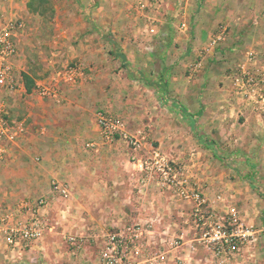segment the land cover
<instances>
[{"label": "crops", "instance_id": "crops-1", "mask_svg": "<svg viewBox=\"0 0 264 264\" xmlns=\"http://www.w3.org/2000/svg\"><path fill=\"white\" fill-rule=\"evenodd\" d=\"M79 1L88 5L91 0ZM193 1L204 5L198 10L196 34V52L203 51V56L196 62H168L167 100L174 105L159 101L169 116L178 118L185 112L190 121L195 119L203 137L169 152V158L183 166L189 184L215 213L224 215L235 208L242 222L254 229L255 242L222 264H264V86H244L239 79L242 72L256 78L264 66V0ZM30 2L0 0V19H19L24 26L21 17ZM23 30L17 33V41L26 38ZM102 49L88 44L80 51L86 58ZM112 52L120 53L116 47ZM84 57L80 61L89 73L76 72L67 83L57 79V100L26 91L21 81L22 96H11L13 101L5 104L12 121L23 125L17 142L4 146L0 180L7 186L5 201L54 198L49 183H64L70 190L69 208L76 213H102L109 230L133 222L150 224L147 245L161 249L168 242L167 264H220L206 251L190 249L194 232L183 217L190 205L153 183L142 189L127 145L101 140L96 114L106 109L122 117L124 104L116 94L122 92L123 99L136 94H125L129 74L111 73L115 64L107 58L92 62ZM18 68L29 75L24 56L16 61ZM133 101L141 102V96ZM91 143L95 149L87 147ZM147 146L133 157L146 159L156 152L168 159L163 151L168 142ZM179 238L182 245L171 249L169 243Z\"/></svg>", "mask_w": 264, "mask_h": 264}, {"label": "rangeland", "instance_id": "rangeland-1", "mask_svg": "<svg viewBox=\"0 0 264 264\" xmlns=\"http://www.w3.org/2000/svg\"><path fill=\"white\" fill-rule=\"evenodd\" d=\"M33 1L34 8L24 11L21 17L26 38L16 40L18 56L13 60V66L17 83L12 92L0 90V102L6 104L11 96H22L18 90L21 81L25 83L23 75L27 74L19 68L16 70V61L23 56L28 67L27 76L33 77V85H30L33 91L36 83H54L56 86L54 81L57 79L65 81L64 71L68 68H74L77 74L89 73L80 61L84 57L81 47L88 44L102 46L103 52L98 56L84 58L92 62L107 58L114 63L111 73L121 71L124 76L129 74L130 84L124 88L125 94L135 92V96L140 95L142 100L133 101L135 96L131 95L123 99L122 92H119L116 95L121 105L124 104L126 115L120 117L106 109L104 112L123 120L130 133L141 132L143 146L151 144L154 147L160 142H168V149L163 150L168 153V160L185 172L182 165L169 158V152L177 151L183 144L192 146L203 136L199 135L195 119L190 121L183 113L178 118L169 116L159 99L166 103L163 98H168V62L181 59L196 62L203 56V51L196 52V34L198 10L204 5H196L192 0H91L88 5L79 0ZM114 47L125 57V64L122 65L120 59L113 55ZM6 110L12 121L11 112ZM205 152L212 159V150ZM133 153L130 150L132 156ZM4 157L5 152L0 163L4 162ZM233 163L227 167L232 168ZM234 166L238 168L236 164ZM239 171L244 172L243 169ZM1 181L0 264L98 263L106 235L112 231L103 222L102 213H76L69 208V196L62 198L53 193L54 198L41 196L33 201L16 198L7 202L3 195L6 183ZM52 182L49 183L50 188ZM39 198L46 199L48 203L43 212L48 229L29 247L12 248L6 240L9 229L17 224H26L30 217L23 210L17 213V206L33 203ZM72 237L78 244L77 248L70 245Z\"/></svg>", "mask_w": 264, "mask_h": 264}, {"label": "built area", "instance_id": "built-area-1", "mask_svg": "<svg viewBox=\"0 0 264 264\" xmlns=\"http://www.w3.org/2000/svg\"><path fill=\"white\" fill-rule=\"evenodd\" d=\"M23 23L19 19L3 21L0 19V90L12 92L16 86L13 60L18 56L16 45L17 33L22 31ZM65 81L76 78V70L68 68L64 71ZM240 81L244 86H264V66L262 72L252 76L248 72L240 74ZM55 82V81H54ZM33 93L40 98H58L55 84H35ZM6 105L0 103V158L4 154L5 144L17 142L23 132L20 122H13L8 118ZM97 122L100 129L101 140L112 144L116 141L124 142L132 152L143 149L144 136L141 132L130 133L123 120L107 112L99 111ZM87 147L94 148L95 144ZM132 161L138 171V182L142 189L152 183L160 191L170 190L175 196L187 202L190 210L184 214V222L193 229L194 236L190 249L198 248L206 251L213 259L222 264L223 260L237 254L248 244L255 242V231L246 226L235 208H230L226 214L215 213L207 200L184 176L183 170L175 167L170 160L154 152L149 158ZM51 192L59 197L69 196V187L60 182L53 181ZM48 205L46 199L39 198L33 203H21L16 212L26 211L30 217L26 224H17L9 229L6 240L12 248L29 247L36 242L48 229L43 212ZM151 232L150 224L142 225L137 222L123 225L106 235L103 246L99 252V264H167L168 242L166 248L150 249L147 238ZM70 245L78 247L75 238H70ZM182 245V240L173 239L169 246L175 249Z\"/></svg>", "mask_w": 264, "mask_h": 264}, {"label": "trees", "instance_id": "trees-1", "mask_svg": "<svg viewBox=\"0 0 264 264\" xmlns=\"http://www.w3.org/2000/svg\"><path fill=\"white\" fill-rule=\"evenodd\" d=\"M41 1H42L41 3H44V2H43L44 0H41ZM28 7H29L30 9H33V8H34V1H31V2L29 3ZM112 53H113V55H116V56L120 59V61H121L123 64L125 63V57H124L122 54H120V53H118V52H112ZM23 79L25 80L24 85H25V89H26V91L30 92V91H31V89H30V85H33L32 79L29 78L27 75H23ZM164 99H165V98H164ZM166 103H168V105H174V102H172V101H170V100H167V98H166ZM180 111H182V110L180 109ZM182 112H183V111H182ZM183 114H184L185 116L187 115L185 112H183Z\"/></svg>", "mask_w": 264, "mask_h": 264}]
</instances>
